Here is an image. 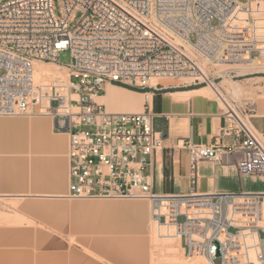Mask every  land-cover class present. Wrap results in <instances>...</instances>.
Segmentation results:
<instances>
[{
	"label": "built area",
	"instance_id": "2783aa9c",
	"mask_svg": "<svg viewBox=\"0 0 264 264\" xmlns=\"http://www.w3.org/2000/svg\"><path fill=\"white\" fill-rule=\"evenodd\" d=\"M256 2L264 5L60 0L58 15L55 0H0V116H49L53 130L68 135L64 198L146 200L152 219L175 229L186 258L264 264V193L196 189L202 161L236 156L242 177L264 176V134L251 123L253 102L222 85L227 70L209 69L264 61V25L252 12ZM63 50L72 52L70 64L60 63ZM40 63L66 70L67 79L38 73ZM160 78L211 87L223 103L224 123L214 143L187 145L188 192L155 189L166 134L155 126L149 103L142 112L125 113L99 99L108 83L159 90Z\"/></svg>",
	"mask_w": 264,
	"mask_h": 264
},
{
	"label": "crops",
	"instance_id": "0c3cea01",
	"mask_svg": "<svg viewBox=\"0 0 264 264\" xmlns=\"http://www.w3.org/2000/svg\"><path fill=\"white\" fill-rule=\"evenodd\" d=\"M37 71L60 82L68 76L61 69L42 65ZM259 83L256 88L262 89L256 91L252 101L251 123L264 134V81ZM187 86L138 92L108 83L102 96L114 112H142L149 103L156 114L155 126L164 127L166 134V149L157 170L164 181V167L169 168V192L190 190L188 143H214L224 123L223 103L205 86ZM68 144V135L55 132L49 116H0V201L15 205L9 215L0 213V264H153L154 218L148 201L63 197L69 184ZM236 158L219 163L202 161L196 189L245 190L243 182L248 176L239 174ZM177 181L182 185L179 190L175 189ZM245 191L264 193V189ZM167 245L172 264H208L200 257L182 262L180 241Z\"/></svg>",
	"mask_w": 264,
	"mask_h": 264
},
{
	"label": "rangeland",
	"instance_id": "374dc122",
	"mask_svg": "<svg viewBox=\"0 0 264 264\" xmlns=\"http://www.w3.org/2000/svg\"><path fill=\"white\" fill-rule=\"evenodd\" d=\"M241 2H245L246 0H239ZM262 2H256L252 4V12L254 13L258 24L264 25V5L260 4ZM55 8L56 13L58 15H61V5L60 0H55ZM82 12L78 11L76 13V19L72 22V24L76 23L77 20L80 18ZM72 62V52L70 50H63L60 53V63L62 64H70ZM42 66H47V68H56L50 65L45 64H37ZM58 69V68H57ZM209 69H212L215 71H221V70H227L225 72L224 81L222 82V85L230 86V82L237 81L239 82L243 87V93L239 95V99L241 100H250V102L253 101V98L255 97L256 91L259 89V91L262 89V87L256 88V86H260V81H264V79H258L257 76H264L263 72H260L258 70H264V61L259 63L257 60L253 61V65L251 66H239L238 65H224L215 67L213 65L209 66ZM251 69V70H250ZM253 69V70H252ZM231 71H234L235 73L239 74L240 77L236 79H231L228 77L227 74H230ZM3 71H0L2 73ZM245 72V73H243ZM247 72V73H246ZM68 74V72H67ZM234 80V81H233ZM166 82L168 83H162L164 86H171V85H182L185 82H188V79L184 78H172L168 79ZM211 96L215 97V95L210 94ZM112 111V110H111ZM117 112H126V110H120ZM157 128H162L161 125H157ZM172 186V184H170ZM181 181H177L175 184V189L179 190L181 189ZM243 188L245 190H262L264 189V179H260L259 177H246L243 182ZM155 189L157 192L164 190V181L161 179L159 171L156 172V179H155ZM14 204L12 203H3L0 201V213L4 215H9L8 212H11L14 208ZM11 216V215H10ZM153 229H152V262L153 264H172V257L170 256L171 250L168 248L167 243L170 241H180V249L178 251L180 260L182 262H185L187 259L184 255V250L181 246V239L177 236H175V229L172 227H166L163 225V223L157 222L155 219H153ZM264 225V221H263ZM199 259L205 260L208 264L209 262L205 257H200ZM219 263V259L216 261Z\"/></svg>",
	"mask_w": 264,
	"mask_h": 264
},
{
	"label": "trees",
	"instance_id": "16d2710c",
	"mask_svg": "<svg viewBox=\"0 0 264 264\" xmlns=\"http://www.w3.org/2000/svg\"><path fill=\"white\" fill-rule=\"evenodd\" d=\"M264 75V74H262ZM199 88V87H203V85H189L187 86L186 88ZM129 89H132V90H135V91H138V92H149L151 91V88H131L129 87ZM173 91V90H176L175 88H161L159 90H156V91ZM157 96H158V93H156L155 95V99H157ZM164 191L166 192H169L170 191V184H171V180H170V171H169V168L167 166L164 167Z\"/></svg>",
	"mask_w": 264,
	"mask_h": 264
},
{
	"label": "bare ground",
	"instance_id": "6f19581e",
	"mask_svg": "<svg viewBox=\"0 0 264 264\" xmlns=\"http://www.w3.org/2000/svg\"><path fill=\"white\" fill-rule=\"evenodd\" d=\"M41 64L50 65V64H48V63H41ZM251 65H253V61L250 62V63L239 64L238 67H239V66H251ZM50 66L56 67V68H58V69H61V70L65 71V72L67 73V71L64 70V69H62V68H59V67L54 66V65H50ZM250 70H251V69H250ZM252 70H253V69H252ZM243 73H245V72H243ZM246 73H247V72H246ZM168 79H172V78H160V79H158V81H159V82L166 83V81H167ZM230 86L234 89V94H236V95L239 96V95H241V94L243 93V86H242L239 82H230ZM205 88H208V89L211 91V94L215 95V92H214V90H213L211 87H207V86H205ZM240 93H241V94H240ZM101 98H102V97L99 98L100 101H101L102 103L105 104L103 98H102V99H101ZM57 133H58V132H57ZM65 134H66V133H65Z\"/></svg>",
	"mask_w": 264,
	"mask_h": 264
}]
</instances>
